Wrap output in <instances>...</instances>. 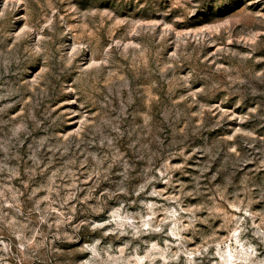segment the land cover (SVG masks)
<instances>
[{
	"label": "rangeland",
	"instance_id": "1",
	"mask_svg": "<svg viewBox=\"0 0 264 264\" xmlns=\"http://www.w3.org/2000/svg\"><path fill=\"white\" fill-rule=\"evenodd\" d=\"M0 264H264V0H0Z\"/></svg>",
	"mask_w": 264,
	"mask_h": 264
}]
</instances>
